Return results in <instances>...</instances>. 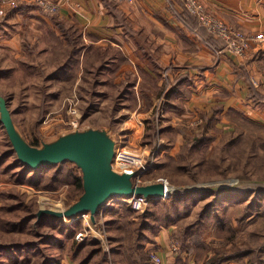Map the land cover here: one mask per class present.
Instances as JSON below:
<instances>
[{
    "label": "rangeland",
    "instance_id": "obj_1",
    "mask_svg": "<svg viewBox=\"0 0 264 264\" xmlns=\"http://www.w3.org/2000/svg\"><path fill=\"white\" fill-rule=\"evenodd\" d=\"M178 2L175 0L174 3L180 4ZM14 3L10 5L5 1L0 4V100L7 103L15 129L23 142H36L38 146L31 149L43 152L73 133L70 123L75 117L71 110L77 109L78 126L105 132L118 140L117 147L123 145L148 157V169L140 178L141 183L165 179L173 187L172 192L189 193L185 212L170 221L168 226L159 228L151 241L144 242L150 258L148 264H156L152 254L161 258L160 264L176 259L187 264H202V260L197 261L199 246L195 243L199 241L219 247L223 241L219 232L231 234V230L234 242L248 249L252 247L254 254H241L221 264H242L256 257L264 264V119L256 121L241 114L256 123L252 126L243 121L235 122L231 117L224 120L217 117L214 126L209 125L207 131V127L199 124L179 123L171 114L177 109L170 108L168 103H161L160 100L153 104L136 103V92L129 84L133 76L128 74L127 67L123 71L112 67L111 59L118 54L111 50V46L100 48L102 51L93 55L91 64L86 68L83 66L84 71L80 68L81 62L76 59L69 61L67 67L56 68L63 64L69 51L60 46L64 52L54 55L60 56L61 60L52 58L54 45L51 35L45 41L34 44L33 48L31 44L26 47L21 40L23 53L15 48L9 49L3 38H9L10 30H14L10 23L13 14L21 6L35 4L34 0H15ZM38 10L42 15L52 14ZM120 72L122 76H115ZM55 169L23 172L6 129L0 124V264H41L44 258L52 259L53 256L59 260L58 264H74L78 260L74 257L77 248L74 234L89 226L106 237L107 244L104 245L97 234L89 232L90 236L100 241L104 257L108 262L114 258L109 236L125 234L122 230L127 210L124 207L106 213L105 210L113 203L125 204V197L111 198L104 208L94 214L93 221L90 213H85L84 216L74 217V220L63 219L65 226L50 220L36 230H31L36 219L24 228L15 226L10 229L1 222L12 220L18 224L31 213L37 216L43 208H67L71 183L70 178L64 176L65 171L71 169L75 175H80L82 171L75 168L72 162L65 163L57 170L53 181H49ZM212 189L219 190V193ZM170 198L169 195L150 201L158 203ZM148 204L139 211L127 204L131 208L130 219L138 222L140 214L150 207ZM74 221L78 224L71 227L72 238H67L64 233L68 228L65 227ZM179 228H184L183 234ZM59 229L65 232L60 233ZM165 230L167 244L161 236ZM48 236L62 241V249L57 248L55 243L52 247L42 243L37 244V248L28 245ZM134 237L135 232L132 231L131 239ZM124 241L118 240L114 245L117 247L119 242ZM85 243L83 253L92 248L89 242ZM204 250L205 247L201 256ZM95 262L94 257L90 263Z\"/></svg>",
    "mask_w": 264,
    "mask_h": 264
},
{
    "label": "crops",
    "instance_id": "obj_2",
    "mask_svg": "<svg viewBox=\"0 0 264 264\" xmlns=\"http://www.w3.org/2000/svg\"><path fill=\"white\" fill-rule=\"evenodd\" d=\"M54 1L61 4L57 16L77 31L86 46L119 51L111 59L112 67L128 68L136 103L160 100L170 108L177 106L179 111H171L172 117L191 125L215 115L224 120L231 110L256 121L264 119V45L252 44L244 57L225 49L217 52L222 41L193 26L194 21L188 23L184 7L167 0ZM200 1L248 34L264 32V0ZM12 17L14 30L9 29V38L3 40L19 53H23L21 40L33 48L49 35L61 36L60 28L35 4L21 6ZM161 234L167 244L166 230Z\"/></svg>",
    "mask_w": 264,
    "mask_h": 264
},
{
    "label": "trees",
    "instance_id": "obj_3",
    "mask_svg": "<svg viewBox=\"0 0 264 264\" xmlns=\"http://www.w3.org/2000/svg\"><path fill=\"white\" fill-rule=\"evenodd\" d=\"M185 14H186L188 23L191 24L192 23L191 21H194L197 25L194 24L193 26H195L196 28H200V29L202 27L205 31L209 32L203 25L199 23L198 19L195 16H193L187 11L185 12ZM49 18L61 30V36L51 35L52 45H54V47H52V50H51V53L53 56L52 58L61 60V57L55 56L54 53H60L61 51L64 52V50L69 51V54L64 57L63 64L60 63L58 66H56V68H59L60 66L67 67V65L69 64L68 62L73 61V59L79 60L81 62L80 66H82V68L83 66L84 68L88 67L91 64L93 55L98 54L100 52V49L94 47L93 45L86 46L85 43H83L81 39H79L77 31L75 29H72L70 24H66L64 21H62L57 16L56 13H52L51 15H49ZM60 46L61 47L63 46L64 50H60ZM219 48L221 50L225 49V44L223 41H222V45ZM111 50L114 53L119 52L115 48H111ZM82 52L84 54L82 56V59H80V55ZM84 68H83V71H84ZM174 108L177 109V106H175ZM178 111L179 109H177V112ZM228 117H231L232 120L238 123L243 121L246 124H251L252 126L256 125L254 121L246 117H243L241 113L235 110H231V112L228 114ZM216 119H217L216 115L213 117L205 118L199 125L203 127H207V131H208V126L209 125L214 126ZM197 137L200 138V135H198ZM29 144L32 146H38L37 145L38 143L36 142H31V143L29 142ZM70 162L72 161L64 160L54 165H46V166H41L37 169H32L24 165L23 163H21V161L17 158V163L21 166L23 172L33 171V173H38V172L43 171L46 168H56L52 176L49 177V181H53V179L55 178L57 174V170H59V168L62 165H64L65 163H70ZM72 163L74 164L75 168L77 167L78 169H80L74 162ZM64 176L66 177L68 176L70 178L69 182L71 183L70 184L71 191L69 194V204H68L70 205L74 203L84 192L83 177H82L81 172H80V175H75L73 174V171H71V169H67L65 171ZM212 190L214 191L216 190V192L219 193L218 192L219 190L217 189H212ZM188 195L189 193H181V192L175 191L170 194L171 198L167 201L166 200L159 201L158 203H154L156 201H153V202L150 201L148 204L150 207H148L145 212H142V214H140L138 222H135L130 219L131 208H129L126 203L125 204L124 203L111 204L109 208L105 210V213L108 211L109 212L115 211V209L118 207H124L127 210L125 228L124 230H122L125 232V234L121 236H118V235L109 236V241H111V246H112L111 252H113L112 254L114 258H111L110 262H108V259L104 257V253H103V249L100 244V241L96 240L92 236H87L82 240L81 243L80 241H76L75 239H73L74 242L77 243L76 245L77 248L74 251V254H75L74 257L78 258V260H76L74 264H109V263L111 264H148L150 261V258L144 248L145 246L144 242L151 241L152 235L153 234L155 235V233L158 231L159 228H161L162 226H168L170 221H173L175 218H177L178 216L183 214V212H185V210L187 209L186 206L188 205L187 198H186ZM245 216L247 217V215ZM33 219H36V221H35V225L31 226V230H36V229H40L44 227L50 222V220L60 223L61 226H65V223H63L62 218H56L47 213H44L41 216H38V215L36 216L33 213H31L27 215L25 218H23L21 221H19L18 224L13 223L12 220H8V222H3L1 220V222L4 223L10 229L14 228L15 226L19 228H24ZM77 224H78V221L71 222L68 226L65 227V228H68L66 232L60 229H59L60 230L59 232L60 233L65 232L64 234L66 235L64 236H67V238H72L73 230L71 229V227ZM185 228H187V226H185ZM146 229H148L147 232H145ZM183 229L184 228H179V230L181 231V234L184 233ZM132 231L135 232V237L133 239H131ZM190 231H193V230L190 229ZM230 232L231 234H228L227 232H223V231L219 232V235L223 239L219 247H216V245H211V244L207 245V244L200 243L199 241H197L195 243L197 244V246H199V250L197 251L199 257H197V261L202 260L203 261L202 264H221L224 261H227L229 259L237 258L241 254H244L246 256H248L249 253L254 254L252 247L248 249V247L246 246L242 247L241 245H237L234 242L233 231L231 230ZM154 235H153V238H154ZM38 236L39 235H37V237ZM122 239H125V241L119 242V245L116 247L114 243ZM42 240H45V241L42 242ZM42 240L39 242L37 241L36 243L33 242L32 244L29 243L28 245L33 248H37L38 247L37 244L42 243V244L48 245V247H52L55 243L57 245V248L62 249V241H60L59 239H56L55 236L44 237V239ZM85 242H89L92 248L89 249L88 251L86 250L85 253H83V249L85 245L87 244ZM203 247H205V250L201 256V252H202L201 250ZM211 251H214V253L211 254ZM116 256H117V259L115 258ZM94 257L96 258V262L90 263ZM205 257L207 258L205 259ZM58 263H59V260L55 258V256H53L52 259L44 258L41 262V264H58ZM174 264H187V263L184 260L176 259L174 261ZM242 264H261V259H259L258 257L249 258L246 261H244Z\"/></svg>",
    "mask_w": 264,
    "mask_h": 264
},
{
    "label": "water",
    "instance_id": "obj_4",
    "mask_svg": "<svg viewBox=\"0 0 264 264\" xmlns=\"http://www.w3.org/2000/svg\"><path fill=\"white\" fill-rule=\"evenodd\" d=\"M0 123L6 129L17 158L24 165L37 169L54 165L64 160L74 162L82 171L83 194L62 210L40 209L38 215L47 213L56 218H69L94 214L113 197L143 195L147 198L161 197L170 188L163 182L138 184L134 176L138 171H117L112 166L117 141L105 132L85 127H75L73 133L65 136L43 152L33 151L34 146L23 142L13 124L11 113L5 101L0 100ZM81 130V131H80ZM74 218V219H73Z\"/></svg>",
    "mask_w": 264,
    "mask_h": 264
},
{
    "label": "built area",
    "instance_id": "obj_5",
    "mask_svg": "<svg viewBox=\"0 0 264 264\" xmlns=\"http://www.w3.org/2000/svg\"><path fill=\"white\" fill-rule=\"evenodd\" d=\"M7 2L11 5L15 2V0H0V4L3 2ZM117 2L126 1L132 3L133 0H113ZM170 3H174L175 0H168ZM179 1L184 9L195 16L199 23L203 25L211 34L215 35L217 38L221 39L225 44V50L229 51L230 53L238 56L244 57L246 52L250 49L252 44L257 45H264V32H256L253 34H248L241 30L240 28L234 27L228 24L223 19L219 18L213 12L208 11L206 7L199 2L198 0H176ZM34 3L38 6L39 9L43 10L45 13H55L59 10L60 5L57 2L50 1V0H34ZM14 3L12 6H14ZM217 52H221L222 50H216ZM77 109L73 108L71 110L72 114L75 118L71 120V125L73 128L77 127L79 124V114L76 111ZM126 146L118 145L114 150L112 166L117 171H138V174L134 176V181L138 184H144L140 182V178L145 174L146 170L148 169V157L144 155L126 149ZM149 156V155H148ZM155 182H163L165 186L170 188L169 192H165V194L161 197H151L147 198L143 195H132V196H123L124 202H126L129 207L134 210H142L151 199L156 198H166L171 194L173 191V187H171L167 180L165 179H158ZM106 201L104 205L101 207L104 208L109 201ZM64 209V208H62ZM103 214V211H102ZM85 214H82L84 216ZM77 218V217H76ZM93 231L94 234H97L99 240L102 244L106 245V237L100 231H96L91 226L83 228V230L79 231L75 235V239L78 241L83 240L85 237L90 236L89 232ZM152 260L156 264L162 263L161 258L157 254L151 255Z\"/></svg>",
    "mask_w": 264,
    "mask_h": 264
},
{
    "label": "bare ground",
    "instance_id": "obj_6",
    "mask_svg": "<svg viewBox=\"0 0 264 264\" xmlns=\"http://www.w3.org/2000/svg\"><path fill=\"white\" fill-rule=\"evenodd\" d=\"M69 224V223H68Z\"/></svg>",
    "mask_w": 264,
    "mask_h": 264
}]
</instances>
